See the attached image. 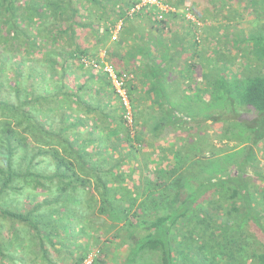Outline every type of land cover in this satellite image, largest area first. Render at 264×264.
<instances>
[{"label":"trees","instance_id":"obj_1","mask_svg":"<svg viewBox=\"0 0 264 264\" xmlns=\"http://www.w3.org/2000/svg\"><path fill=\"white\" fill-rule=\"evenodd\" d=\"M141 2L0 0V200L7 192L26 190L20 209L0 206V264H55L47 247L62 246L57 230L64 229L68 218L77 228V217L85 240L94 238L95 245L87 243L74 264H83L92 253L90 264H104L113 242L126 248L122 264H264V165L254 149L264 151V27L233 34L228 42L222 37L242 60L236 69L233 60L225 62L218 68L225 71L224 79L215 70L208 81L210 101L218 103L224 94L228 98V126L220 140L224 147L198 136L203 130L199 122L193 132L182 129L188 140L179 146L178 124L188 123L178 119L192 107L171 106L159 80L177 68L178 60L164 56L172 39L164 43L160 35L143 36V42L123 47L122 30L135 29L129 23L142 16L151 30L172 32L171 14ZM175 2L178 12L192 16L180 19L196 23L193 46L202 45L201 20L190 8L196 2ZM208 2L215 10L222 6L219 0ZM236 3L245 16H254L250 23L264 26V0ZM75 28L90 31L100 67L82 62L95 52L74 43ZM65 36L64 44H73L68 53ZM214 52L221 59L219 50ZM69 64L85 69L82 83L71 74L66 82ZM105 64L122 83L127 106ZM212 74L210 70L207 77ZM195 103L193 107L206 104L201 99ZM240 110L253 117L239 119ZM210 121L208 126L220 124ZM78 128L89 129L80 142ZM167 136L175 144L151 167L142 146ZM140 161V182L129 185L132 173L120 169ZM38 165L43 168L34 167ZM76 199L82 201L78 212L70 207ZM5 220L19 224L18 230L5 228ZM102 231L108 234L104 242Z\"/></svg>","mask_w":264,"mask_h":264},{"label":"rangeland","instance_id":"obj_2","mask_svg":"<svg viewBox=\"0 0 264 264\" xmlns=\"http://www.w3.org/2000/svg\"><path fill=\"white\" fill-rule=\"evenodd\" d=\"M170 1L172 3H176L175 0H170ZM234 1H236V0H234ZM141 4H142V2H141ZM230 5L233 7V2L230 1ZM221 7L222 6H216V9H219ZM210 9H214V6L213 7L210 6ZM233 9H234V7H233ZM238 9H241V8H238ZM235 15H236V13H235ZM237 17L239 20H237V18H236L235 21H229V20L227 21V23H233V24H229L228 26H224L225 23H218V25H216V27H214V25H213V27H212L213 29H211L212 30L210 32V39L211 40L209 41V45H210L211 50H208V52H210V55H211L210 56L211 57L210 58L211 68L209 70H211L213 72V74H212L211 78L206 77V79L208 81L210 79L212 81V79L214 77V71L215 70H216L215 73H217V75H218V76L216 75V77L218 78V77L223 75L222 78L224 79V75L226 74L225 71L222 70L220 72L219 71L220 69H218V68H220V66L222 64L224 65L225 62L230 63L231 60H233L235 63V65L233 66L234 69H236L239 65H240L239 66V68H240L241 64H242V60L239 58L240 55L238 53H236L237 51L235 53H233L232 50L228 49L227 52H223V50L226 49V47H228V45L227 44L224 45V43H222L223 42L222 37L226 36L225 41L228 42V40L230 39L229 37H231L233 34H237V33L247 34L248 32L253 31L254 28H256V29L261 28L262 29V27H264V26H262V23H250L251 20L254 19L253 15L245 16L243 14L241 17L237 15ZM132 23H139V22H137V20H133ZM170 23H173V21L171 20ZM119 25L116 28L117 31L119 30L118 27L120 28ZM138 26L139 25L135 26V28L137 29ZM214 30H215V32H214ZM201 32H202V28H201ZM75 36L76 37L74 38V43L76 45L80 46L82 49L88 50L89 53L95 52L93 54H91V53L90 54L92 55L91 56L92 59H96V50L99 47H98V45L94 44V42L92 41L93 36L91 35L90 31L88 29H84V28L83 29L82 28L81 29L75 28ZM66 39H67V36H65V40H63V45H64V47H67L68 50H66V49L65 50H66V53H68L69 50L73 48V44L69 45V43H65L66 44L65 45L64 42L66 41ZM140 39L143 40L142 37ZM112 40H114V39H112ZM138 40L139 39H136L135 42ZM141 40H139V41H141ZM68 45L70 48L68 47ZM214 50H219V53L222 54L221 59L217 58V55H215ZM66 53L64 55H67ZM245 56H247V55H245ZM99 57H102V52H100ZM215 57H216L217 61H219L218 63H215ZM68 63H71V62H68ZM71 65L72 64H69V66L66 67V70H65V72L67 74L66 82L70 80V76H68V75L71 74L73 79H76L77 83H82L86 77L85 69H77L74 65H72V66ZM83 67H85V66H83ZM227 68L230 69V68H232V66L230 67L227 65ZM233 68H232V71H233ZM221 69H223V68H221ZM96 86L97 85L94 84V87H96ZM48 89L52 90V86H48ZM93 93L94 92L90 93L91 99H92V97H95V95ZM221 94L223 95V92H220V95ZM225 101H228V98L224 94L222 96L221 100L218 101V103L211 100L210 103H206L205 105L200 104L198 107H192L189 112L186 111V113L188 115H186L185 117H182V118L180 117V119H178L179 122H183V121L186 122L187 121L188 124L185 127L178 124V127H177V138L178 139L175 138L178 140L177 145L181 146L183 143L186 142V140H188V139H186V136H187L186 134H185V138H184V134H182L184 130H182V129L185 128L186 131L189 130V131L193 132L199 128L196 126V124L194 122H199V124L201 125V128L203 130H200L199 133H197V135L201 136L202 139H205L207 141L210 139L212 141V143L218 148L224 147L223 143L220 142V140L222 139L223 129L228 126L227 125L228 123L225 122V120H226L227 115L229 114V111H228V113H227V111H224V107L227 106V102H225ZM174 105H176V104H174ZM219 105L221 107H219ZM193 106H195V105H193ZM176 110L180 114L184 113L182 108H179ZM187 116H190V117H187ZM250 117H253V114H248V113H246L245 110H243V111H241L239 119H244V118L249 119ZM190 118H191V121H190ZM216 118H217V120H216ZM208 121H210V122L219 121L220 124L219 123L215 124V125L211 124L210 126H208L207 125V124H209ZM88 130L89 129L86 130L84 128H78L77 129L79 142L84 138V136L88 137L86 135L88 133L87 132ZM79 132H80V134H79ZM115 134H116V131L112 132L110 134V136L112 137ZM196 138L197 137H194V139H196ZM173 140H174V138L170 137V136H167L166 139H163V140L162 139L155 140L154 138L148 139V141L141 148V153H145V155H144L145 156V162L147 164H149L151 167L155 166V164L157 163L158 157L164 156L167 149L169 147H171L173 144H175V141H173ZM191 141L193 142V140H191ZM187 143L192 144L189 142H187ZM91 148H92V146H88L86 149L90 150ZM254 149H255V152H257L256 155L258 154V156H257L258 159L260 160L259 164L264 165V151L261 150V147H255ZM141 165L142 166L144 165L143 161H140L139 164H130L129 168H128V166H123L120 169L121 172H125L127 174L132 173V179L129 181L130 182L129 185H132L135 182L136 183L140 182L138 172L141 169ZM34 167L42 169L43 165H38V166H34ZM24 194H26V190H19L18 192H15V191L7 192L5 194V196L0 200V206L3 208L11 209V210L20 209L23 206L22 203L24 200V196H23ZM83 200H85V199H83ZM72 202H77V203H75L74 207L73 206H70V207H72V210H74V212H78L79 208L82 206V201L76 199V200H73ZM68 211H71V210H68ZM68 215H69L68 217H73L72 214H68ZM74 215H76V213H74ZM77 219L78 220L74 221L78 225L77 228H75V226L73 224H71L72 218H68V220H66V223L64 226V229H66V230L64 232H61L62 230H64L61 228L59 230H57L58 235L56 237L61 238V242H62L61 245L62 246L69 244L72 241H74V243L78 246L82 244V246H83L82 249L84 250V245L86 243V240H85L86 237H84L85 230L83 228H81V224H79L80 219L78 217H77ZM64 222H65L64 220H61V223H64ZM13 223L14 222H11L10 220H5V221H2L1 224L3 226H5V228H9L13 225L12 230L13 231L18 230L20 225L19 224H13ZM96 223L98 225H100L102 222L99 221V219H98V220H96ZM67 225H69V227H67ZM75 231H77V232H75ZM102 232L104 233V237L102 239L104 242V240L106 238L108 239V234H106L105 231H102ZM90 243L92 246L95 245L94 238ZM115 244L116 243L113 242L111 244L112 247L110 246L108 248V250L106 248V251H107L106 253H107V257H108V259L107 258L106 259L111 261V263H109V264H112V263L122 264V262L125 259L124 258L125 256H122V255L127 253L126 248L124 247V248L120 249L119 248L120 245L118 244V246H119L118 247ZM114 250L117 252H113ZM48 258L54 260L53 254L50 255ZM190 260H191V257L189 255V261ZM138 264H143V261H140Z\"/></svg>","mask_w":264,"mask_h":264},{"label":"crops","instance_id":"obj_3","mask_svg":"<svg viewBox=\"0 0 264 264\" xmlns=\"http://www.w3.org/2000/svg\"><path fill=\"white\" fill-rule=\"evenodd\" d=\"M194 1L196 4H192V7L190 8L194 10V14L201 20V23L197 24L201 26L203 34V44L199 45L198 47L193 46L191 37L192 27L195 26L196 23H188L185 20L180 19L183 14L185 15L183 16L187 19H190L192 16L189 15L188 11L186 13L185 11H183L184 13L178 12L176 9V3L169 4L171 5V10L163 11L164 13L171 14V16L174 17L175 22L168 25L170 26L169 29L172 30V32L168 31L167 34H164V32L158 33V31L155 29L151 30L149 25H145V23H149L147 22V19H145L146 16H142L141 19L137 21L139 23H129L132 26L139 25L137 29L132 28L129 30V28H124L125 30H122L125 43L123 47L125 49L127 44H135L137 37L139 40H141L140 38L142 37L143 39V36L145 38H157L160 35L162 40L172 39L174 44L171 43L168 45V47L170 46L171 48L169 49L170 52L164 53V56L166 58L173 57L174 59L178 60L176 64L177 68H173V70L168 72L165 78L160 76L159 80L166 93L165 101H168L171 106L176 107H193V105H197L195 102L200 99L202 100L203 104L210 103L209 82H207L208 80L206 77L207 74L210 73L209 61L211 55L210 52H208L210 48L208 47V44L206 45V42L211 40L210 32L212 31L211 29H213V25L216 27L218 23H225L224 26H228L229 24H233L227 23L228 20L235 21L236 18L239 20L237 15H243V9H238L240 7H238L237 3L235 4L234 0H219L222 8L217 10L210 9V6L213 7V5H209L208 0ZM230 1L233 2L234 9L230 5ZM174 20L172 18V21ZM166 40L163 42L167 43ZM144 43H146V40H144ZM174 45H176V48L173 47ZM226 48L228 49V47ZM162 49H164L163 46ZM172 50H174L176 54L173 53ZM232 52L235 53L236 51L232 49ZM143 82L144 81L141 79L139 84ZM92 240L93 238L88 239V242L86 241L85 245L87 243L88 244L86 246L91 245L90 242ZM53 243H57L56 239H53ZM85 245L83 250L82 244L78 246L74 243V241H72L71 243L66 244L65 247H62L59 244H55L54 247L49 246L47 247V251L49 256L53 254V263L55 264H74V262L79 259L80 255H82L85 251ZM113 252L117 251L114 250ZM106 258L108 259L107 254ZM107 259L105 264L111 263V261Z\"/></svg>","mask_w":264,"mask_h":264},{"label":"built area","instance_id":"obj_4","mask_svg":"<svg viewBox=\"0 0 264 264\" xmlns=\"http://www.w3.org/2000/svg\"><path fill=\"white\" fill-rule=\"evenodd\" d=\"M146 4H154V5H157L158 8L161 10V12L171 10V7H167L166 5L165 6L164 5H161V4H159L157 2V0H142V5H146ZM159 18H162V16L160 14H159ZM118 29H119V27H118ZM87 58L88 57L82 58V62L86 66H93V67H96V68L100 67L99 63H97L95 59H92V58L91 59H89V58L87 59ZM103 69H104V71L108 72L110 74V76L112 77L113 83H114L117 91L121 94V96L123 97V101H124V103L127 106V100L125 98L124 92L121 90L122 83L120 81L116 80V77H115V75H114V73L112 71V68L110 66H108V65L105 64V66L103 67ZM126 118H127L128 122L131 123V115H130V112L127 113ZM93 256H95L94 253L89 254L87 256V259L84 261L83 264H90L91 261H92V259H93Z\"/></svg>","mask_w":264,"mask_h":264}]
</instances>
